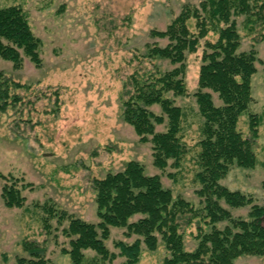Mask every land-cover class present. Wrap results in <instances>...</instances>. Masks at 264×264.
<instances>
[{
	"label": "rangeland",
	"instance_id": "1",
	"mask_svg": "<svg viewBox=\"0 0 264 264\" xmlns=\"http://www.w3.org/2000/svg\"><path fill=\"white\" fill-rule=\"evenodd\" d=\"M203 1L0 0V7L19 5L24 9L40 39L42 58V65L37 66L23 55L20 67L0 58L3 77L24 84L10 88L11 103L0 110V264H18V257H30L24 249L25 241L38 244L42 255L56 264H72L69 254L62 251L70 247L62 230L70 220L60 225L52 216L46 226V207L97 223L93 180L123 170L131 160L142 163L147 174H159L174 197L185 198L197 209L204 206L196 192L200 188L196 172L201 120L195 93L206 42H226L235 34L234 28L225 22L220 32L211 27L196 51L186 55V94H168L185 112L180 134L187 152L178 167H155L153 144L141 141L122 115V94L131 74L156 70L157 66L161 70L174 67L168 60L147 56L152 45L168 43L167 39L153 38L151 30H165L186 6L200 7ZM250 1L254 4L250 13L231 18L236 20L239 33L235 39L237 50L255 48L259 58L264 59V0ZM189 26L197 32L196 19L191 18ZM232 43L226 46L232 49ZM257 68L252 77L253 101L238 121L244 136L251 138L250 113L259 116L254 140L256 163L253 167L232 166L221 183L252 196V204L263 205L264 64L258 62ZM213 95L220 105L218 95ZM152 109L161 112L158 105ZM157 130L164 131L165 126L158 125ZM14 180L20 187L30 184L22 188L26 198L22 207H7L3 200V186ZM252 204L229 208L234 217L247 218ZM186 214L179 219L180 231L186 250L193 251L199 243V231H210V225L201 217H191L190 221ZM139 217L133 216L132 221ZM227 221L218 222L217 227L223 228ZM124 230L111 227L106 241L110 252H119L116 241L134 240L126 237ZM85 252L84 264H108L96 259L94 251ZM168 255L159 236L157 249L144 247L138 264H164ZM124 260L119 257L111 264H122ZM235 264H264V255L244 254Z\"/></svg>",
	"mask_w": 264,
	"mask_h": 264
},
{
	"label": "trees",
	"instance_id": "2",
	"mask_svg": "<svg viewBox=\"0 0 264 264\" xmlns=\"http://www.w3.org/2000/svg\"><path fill=\"white\" fill-rule=\"evenodd\" d=\"M250 2L205 0L200 7L186 6L165 30H151L153 38L167 39L168 43L152 45L147 56L152 60H168L174 67L161 70L157 66L156 70L135 71L126 81L122 94L123 118L141 141L153 144L154 166L163 170L169 165L178 167L187 152L180 134L185 112L168 94H186V55L196 51L200 39L208 35L211 27L220 32L221 23L225 22L234 28L235 34L226 42L222 39L206 42L195 93L201 120L196 172L200 188L196 192L204 206L197 209L185 198L174 197L173 191L164 187L159 174L149 175L142 163L131 160L123 170L93 180L97 223L71 216L66 211L57 212L52 206L46 207V226L52 216L57 217L60 225L70 220L62 229L69 238L70 247L62 251L69 254L72 264H84L87 250L94 251L96 259L99 257L108 264L119 257L125 258L122 264H138L144 247L157 249L159 236L169 251L164 264H235L244 254L264 255V204H252V196L221 183L232 166L253 167L256 163L254 140L258 136L259 116L250 113L251 138L244 136L238 121L253 101L252 77L258 70L257 63L264 64V59L259 58L255 48L237 50L235 39L239 33L236 20H231L234 14L250 13L254 5ZM191 18L196 19L197 32L190 29ZM231 42L232 49H229L226 43L230 45ZM40 46V39L21 6L0 7V58L20 67L26 55L41 66ZM3 76L0 72L1 111L11 103L10 88L24 86ZM213 93L218 95L220 105L215 103ZM154 105H158L161 112L154 111ZM158 125H164L165 130L158 131ZM28 185L17 186V180L5 184L2 189L5 205L22 207L26 200L22 188ZM262 185L264 188V181ZM249 204L252 205L247 218L234 217L229 208ZM183 214L188 215L190 221L201 217L210 225V231H199L196 236L199 243L193 251L186 250L180 231L179 219ZM135 215L140 217L132 221ZM225 220L228 221L223 228L217 227L218 222ZM111 227L123 228L126 237H135L131 242L116 241L118 253L110 252L106 245ZM24 249L30 257H18V264H56L42 255L41 247L35 242L25 241Z\"/></svg>",
	"mask_w": 264,
	"mask_h": 264
}]
</instances>
